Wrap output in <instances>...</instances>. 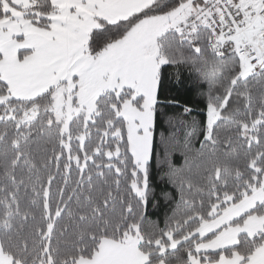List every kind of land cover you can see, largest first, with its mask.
I'll return each mask as SVG.
<instances>
[{
  "label": "snow or ice",
  "instance_id": "snow-or-ice-1",
  "mask_svg": "<svg viewBox=\"0 0 264 264\" xmlns=\"http://www.w3.org/2000/svg\"><path fill=\"white\" fill-rule=\"evenodd\" d=\"M0 264H264V0H0Z\"/></svg>",
  "mask_w": 264,
  "mask_h": 264
},
{
  "label": "trees",
  "instance_id": "trees-1",
  "mask_svg": "<svg viewBox=\"0 0 264 264\" xmlns=\"http://www.w3.org/2000/svg\"><path fill=\"white\" fill-rule=\"evenodd\" d=\"M184 78H185V83L183 87L175 86V82L173 81V83L169 85V90L164 95H167L169 98H174L175 100L179 102L180 105H183V104L196 105L198 103V97L196 95L194 86L192 85L191 81L188 79L187 72L184 73ZM163 98L164 97L162 96L161 99L163 100ZM175 107H178V105H168V110L171 111ZM167 132H168V127L164 123V119L160 118L157 122L155 132H154L155 139L157 141V150H158V141H159L161 133L167 134ZM196 146L199 147L198 144ZM154 157H155V153H154ZM175 161L177 165H179L180 163H182V158L177 156L175 158ZM153 164H154V161H153ZM152 181H153V187L156 188L157 190H159V188L166 187L165 185H161L159 183V176H158V172L155 166H153V169H152ZM149 212L153 213V210L150 208ZM163 215H164V210L158 209L156 210L155 214L151 216V218L154 220H160L161 226H162Z\"/></svg>",
  "mask_w": 264,
  "mask_h": 264
}]
</instances>
